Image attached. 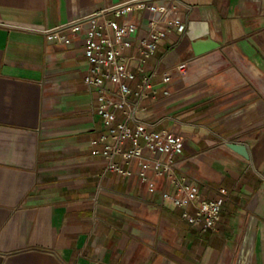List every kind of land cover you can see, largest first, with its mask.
Returning <instances> with one entry per match:
<instances>
[{
    "label": "crops",
    "instance_id": "1",
    "mask_svg": "<svg viewBox=\"0 0 264 264\" xmlns=\"http://www.w3.org/2000/svg\"><path fill=\"white\" fill-rule=\"evenodd\" d=\"M130 1L0 0V264H219L228 250L240 252L238 264H264V0H184L187 35L162 41L150 61L160 71L186 57L202 66L207 57L194 56L188 36L196 22L195 33L206 31L235 62L204 80L195 73L143 115L191 124L195 139L174 156L178 175L197 178L205 199L228 192L208 230L184 217L194 208L163 200L171 190L163 178L150 193L135 164L132 176L105 173L92 154L105 127L84 85L83 42L53 48L45 34L2 25L54 30ZM229 142L245 145L250 159Z\"/></svg>",
    "mask_w": 264,
    "mask_h": 264
},
{
    "label": "built area",
    "instance_id": "2",
    "mask_svg": "<svg viewBox=\"0 0 264 264\" xmlns=\"http://www.w3.org/2000/svg\"><path fill=\"white\" fill-rule=\"evenodd\" d=\"M135 11L142 12L141 17H132ZM191 11L192 6L184 0H133L78 17L54 30L34 24L2 25L45 34L54 42L53 48L83 42L89 63L84 85L95 94L92 110L105 127L100 138L92 141V154L103 160L105 173L132 176L129 167L135 164L140 182L150 193L157 192L154 178H163L171 189L163 192V200L177 207L194 208V214L185 211L184 217L194 227L208 230L219 221L228 192L223 188L219 198L205 199L197 178L178 175L180 165L174 156L182 154L188 141L195 139L185 129L191 124L171 115L157 121L143 117L151 108L160 110L170 102L175 87L184 82L182 61L162 71L151 67L150 61L162 41L182 42L187 35L184 16ZM164 120L172 121V126L149 130ZM102 190L99 186L93 198L96 204ZM224 258L222 254L219 264Z\"/></svg>",
    "mask_w": 264,
    "mask_h": 264
},
{
    "label": "rangeland",
    "instance_id": "3",
    "mask_svg": "<svg viewBox=\"0 0 264 264\" xmlns=\"http://www.w3.org/2000/svg\"><path fill=\"white\" fill-rule=\"evenodd\" d=\"M204 56H206L207 59L203 61L202 66L198 65L197 63L191 62V60H189V58L187 57L182 61V71L184 73L185 85L189 84L188 82L192 75L200 71L201 73H199L200 75L198 78L199 81L204 80L210 76L212 77L225 68H234L235 62L228 51L215 50ZM224 256L225 258L222 264H238L240 252H238V250H228L226 253H224Z\"/></svg>",
    "mask_w": 264,
    "mask_h": 264
},
{
    "label": "water",
    "instance_id": "4",
    "mask_svg": "<svg viewBox=\"0 0 264 264\" xmlns=\"http://www.w3.org/2000/svg\"><path fill=\"white\" fill-rule=\"evenodd\" d=\"M196 26H197L196 22H190L189 24L190 31L188 32V36L191 41V46L194 56L202 57L221 48V44L215 41L214 39H212L211 37H209L206 31L204 35L198 36L195 33ZM227 146L228 148L240 154L244 158L250 159L248 148L245 145L229 142Z\"/></svg>",
    "mask_w": 264,
    "mask_h": 264
}]
</instances>
